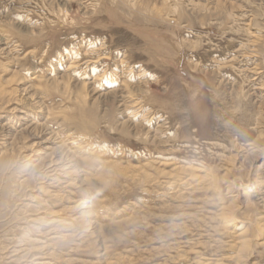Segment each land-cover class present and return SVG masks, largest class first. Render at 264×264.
Returning <instances> with one entry per match:
<instances>
[{
  "label": "rangeland",
  "instance_id": "obj_1",
  "mask_svg": "<svg viewBox=\"0 0 264 264\" xmlns=\"http://www.w3.org/2000/svg\"><path fill=\"white\" fill-rule=\"evenodd\" d=\"M262 30L264 0H0V264H264Z\"/></svg>",
  "mask_w": 264,
  "mask_h": 264
},
{
  "label": "bare ground",
  "instance_id": "obj_2",
  "mask_svg": "<svg viewBox=\"0 0 264 264\" xmlns=\"http://www.w3.org/2000/svg\"><path fill=\"white\" fill-rule=\"evenodd\" d=\"M49 1H50V0H49ZM62 1H63V0H62ZM156 1H157V0H156ZM52 3H53V2H52ZM55 3H56V2H55ZM57 3H58V2H57ZM64 3H65V2H64ZM50 4H51V3H50ZM50 4H49V5H50ZM67 4H68V3H67ZM140 4H141V3H140ZM63 5H64V4H63ZM85 5L87 6V4H85ZM89 5H90V4H89ZM89 5H88V6H89ZM58 6H59V5H58ZM65 6H66V5H65ZM69 6H70V5H69ZM86 6H85V7H86ZM59 7H61V6H59ZM93 7H94V6H93ZM93 7L91 6V8H93ZM94 8H95V7H94ZM94 8H93V9H94ZM59 9H60V8H59ZM88 9L90 10L89 7H88ZM88 9H87V10H88ZM85 10H86V9H85ZM90 11H91V10H90ZM87 12H89V11H87ZM27 14H28V13H27ZM147 24H148V23H147ZM136 27H137V26H136ZM255 27H256L257 29H256ZM254 28H255V29H253V30H255V31L260 30V29H258V26H257V25H256V26L254 25ZM138 29H139V30H137V28H136L137 33H138L140 36L144 37V33H145V31H144L142 28H138ZM140 31H141V32H140ZM262 31H264V30H262ZM40 34H41V33H40ZM43 34H44V33H43ZM43 34H42V35H43ZM260 34H261V33H260ZM42 35H41V37H42ZM81 35H82V34H81ZM78 37H79V36H78ZM78 37H77V38H78ZM89 37H90V36H89ZM45 38H46V37H45ZM87 39H88V38H87ZM145 39H146V38H145ZM78 41H79V40H78ZM84 41H86V40H84ZM87 41H88V40H87ZM76 42H77V41H76ZM82 42H83V41H82ZM90 42H91V41H90ZM146 42H147V39H146ZM78 43H79V42H78ZM140 43H142V42H140ZM73 44H74V43H73ZM73 44H72V45H73ZM91 44H92V43H91ZM144 44H145V43H144ZM84 45H85V44H84ZM90 46H93V45H90ZM81 47L83 48L82 45H81ZM111 47H112V46H111ZM73 48H74V46H73ZM75 48H76V47H75ZM78 48H79V47H78ZM95 48H96V47H95ZM107 48H108V47H107ZM91 49H92V48H91ZM93 49H94V48H93ZM93 49H92V50H93ZM110 49H111V48H110ZM72 50H73V49H72ZM102 50H103V48H102ZM102 50H101V53L104 52V51H102ZM77 51H78V49H77ZM90 51H91V50H90ZM106 51H107V50H106ZM66 52H67V51H66ZM84 52H85V51H84ZM86 52H87V51H86ZM98 52H99V51H98ZM73 53H74V51H73ZM59 54H60V52H59ZM66 54H67V53H66ZM88 54H89V53H88ZM98 54H99V53H98ZM102 54H103V53H102ZM102 54H101V55H102ZM129 54H130V53H129ZM253 54H254V53H253ZM78 55H79V53H78ZM90 55H91V54H90ZM93 55H94V54H93ZM93 55H92V56H93ZM109 55H110V54H109ZM59 56H60V55H58V57H59ZM72 56H73V55H72ZM74 56H75V55H74ZM83 56H84V55H83ZM87 56H88V55H87ZM103 56H104V55H103ZM107 56H108V55H107ZM107 56H106V58H108ZM35 57H36V56H35ZM54 57H55V56H54ZM63 57H64V54H63ZM67 57H68V55H67ZM94 57H96V55H94ZM94 57H93V58H94ZM117 57H118V56H117ZM83 58H84V57H83ZM128 58H130V57H128ZM141 58H142V57H141ZM56 59H57V58H56ZM59 59H60V61H61V58H59ZM59 59H58V60H59ZM71 59H72V58H71ZM91 59H92V58H91ZM109 59H110V58H109ZM111 59H112V58H111ZM114 59H115V58H114ZM58 60H57V61H58ZM79 60H80V58H79L78 60H76V62H79ZM118 60H120V59H118ZM68 61H70V60H68ZM71 61H72V60H71ZM89 61H90V58H89ZM92 61H94V60H92ZM96 61H97V60H96ZM98 61H99V60H98ZM103 61H104V60H103ZM61 62H62V61H61ZM101 62H102V61H100V63H101ZM114 62H115V61H114ZM83 63L85 64V60H84ZM83 63H81V64L83 65ZM98 63H99V62H98ZM90 64H91V62H90ZM103 64H104V63H103ZM111 64H112V63H111ZM114 64H115V63H114ZM73 65H74V64H73ZM75 65H77V64H75ZM78 65H79V64H78ZM82 65H81V66H82ZM85 65H86V64H85ZM106 65H107V64H106ZM71 66H72V64H71ZM116 66H118V63H117ZM121 66H122V65H121ZM121 66H120V67H121ZM77 67H78V66H77ZM79 67H80V66H79ZM83 67H84V66H83ZM83 67H82V68H83ZM99 67H100V66H99ZM105 67H106V66H105ZM244 67H245V66H244ZM244 67H243V68H244ZM116 68H118V67H116ZM116 68H114V69H116ZM142 68H143V66H142ZM69 69H70V68H69ZM74 69H76V68H74ZM78 69H79V68H78ZM90 69H91V68H90ZM107 69H108V68H107ZM118 69H119V68H118ZM145 69H146V68H145ZM82 70H83V69H82ZM98 70H99V68H98ZM98 70H97V71H98ZM108 70H109V69H108ZM112 70H113V69H112ZM93 71H94V70H93ZM103 71H104V70H103ZM105 71H106V70H105ZM133 71H134V70H133ZM144 71H147V70H144ZM95 72H96V71H95ZM101 72H102V71H101ZM81 73L84 74V71L81 72ZM89 73H90V72H89ZM91 73H92V72H91ZM109 73H110V72H109ZM109 73H108V74H109ZM121 73H122V72H121ZM133 73H134V72H133ZM133 73H131V74H133ZM74 74H76V73H74ZM86 74L88 75V73H86ZM101 74H102V73H101ZM101 74H100V75H101ZM108 74H107V75H108ZM142 74H143V73H142ZM147 74H148V73H147ZM77 75H79V73H78ZM89 75H90V74H89ZM93 75H94V74H93ZM119 75H120V74H119ZM133 75H134V74H133ZM64 76H65V75H64ZM66 76H67V75H66ZM108 76H109V75H108ZM111 76L113 77L114 75H111ZM128 76H129V75H128ZM130 76H132V75H130ZM136 76H137V73H136ZM136 76H135V77H136ZM149 76H150V75H149ZM76 77H77V76H76ZM112 77H111L110 80L113 79ZM126 77H127V76H126ZM132 77H133V76H132ZM132 77H131V78H132ZM79 78H80V77H79ZM81 78H82V77H81ZM81 78H80V79H81ZM92 78H93V77H92ZM99 78H100V76H99ZM102 78H104V76H103ZM102 78H101V79H102ZM114 78H115V76H114ZM145 78H146V77H145ZM77 79H78V78H77ZM117 79H118V78H117ZM134 79H136V78H134ZM41 80H42V79H41ZM91 80H93V79H91ZM72 81H73V80H72ZM79 81H80V80H79ZM84 81H85V80H84ZM102 81H103V79H102ZM106 81H107V78H106ZM108 81H109V80H108ZM108 81H107V83H108ZM135 81H136V80H135ZM69 82H70V81H69ZM89 82H90V81H89ZM92 82H93V81H92ZM112 82H113V81H112ZM112 82H111V83H112ZM114 82H115V81H114ZM114 82H113V83H114ZM257 82H258V81H257ZM66 83H67V82H66ZM90 83H91V82H90ZM90 83H88V85H91V86H92V83H91V84H90ZM95 83H97V82L95 81ZM73 84H74V83H73ZM93 84H94V83H93ZM109 84H110V83H109ZM114 84H115V83H114ZM82 85H84V83H83ZM94 85H95V84H94ZM99 85H101V84H99ZM99 85H98V87H99ZM103 85H106V84H103ZM115 85H116V84H115ZM142 85H143V84H142ZM130 86H131V85H130ZM134 87H135V86H134ZM141 87H143V86H141ZM148 87H149V86H148ZM106 88H107V87H106ZM87 89H88V88H87ZM260 89H262V90L264 91V86H262ZM132 90H133V89H132ZM26 91H27V90H26ZM30 91H31V90H30ZM117 91H118V90H117ZM132 92H133V91H132ZM78 93H79V92H78ZM116 93H117V92H116ZM89 94H90V93H89ZM96 94H97V93H96ZM112 94H113V93H112ZM129 94H130V93H129ZM138 94H139V93H138ZM85 96H86V95H85ZM113 96H114V95H113ZM115 96H116V95H115ZM115 96H114V97H115ZM117 96H118V94H117ZM117 96H116V97H117ZM103 97H104V96H103ZM129 97H130V96H129ZM119 98H120V97L118 96V99H119ZM121 98H122V97H121ZM120 100H121V99H120ZM120 100H119V101H120ZM121 101H123V100H121ZM137 102H138V101H137ZM9 103H10V101H9ZM120 103H121V102H120ZM132 103H133V101H132ZM133 105H134V103H133ZM137 105H138V104H137ZM13 106H14V105H13ZM141 107H142V106H141ZM13 108H14V107H13ZM18 110H19V109H18ZM12 111H13V110H12ZM13 112H14V111H13ZM15 112H16V110H15ZM15 112H14V113H15ZM17 112H18V111H17ZM134 113H135V112H134ZM52 115H54V114H52ZM33 116H34V115H33ZM54 117H55V116H54ZM7 119H8V118H7ZM27 119H28V118H27ZM150 119H151V118H150ZM133 120H134V119H133ZM146 123H147V122H146ZM4 127H5V126H4ZM147 127H148V126H147ZM5 128H6V127H5ZM133 128H134V127H133ZM14 130H15V129H14ZM18 130H19V129H18ZM4 132H5V131H4ZM43 140H44V139H43ZM50 140H51V139H50ZM50 140H47V141H50ZM72 140H74V139H72ZM44 141H45V140H44ZM45 142H46V141H45ZM46 143H48V142H46ZM43 144H44V142H43ZM53 144H54V143H53ZM51 145H52V144H51ZM51 145H50V146H51ZM45 146H46V145H45ZM43 147H44V145H43ZM45 148H46V147H44V149H45ZM47 149H50V148H47ZM62 149H63V148H62ZM60 152H61V151H60ZM35 153H36V151H35ZM73 153H74V152H73ZM60 154H61V153H60ZM16 155H17V154H16ZM63 156H64V155H63ZM63 156H62V157H63ZM60 157H61V155H60ZM56 158H57V157H56ZM66 158H67V157H65V159H66ZM61 159H62V158H61ZM65 161H66V160H65ZM67 162H68V161H67ZM54 163H55V161H54ZM62 163H63V162H62ZM13 164H14V163H13ZM52 164H53V161L50 163V165H52ZM63 164H64V163H63ZM65 164H67V163H65ZM46 165H47V164H46ZM46 165H45V166H46ZM52 166L55 167V169H54L53 171H57V172H58V171H61L60 169L62 168V166H60V165H57V166L52 165ZM59 168H60V169H59ZM62 169L64 170V168H62ZM139 169H140V168H139ZM186 170H187V168H186ZM201 170H202V169H201ZM51 171H52V170H51ZM177 171H178V170H177ZM190 171H191V170H190ZM178 172H180V171H178ZM187 172H188V171H186V173L183 172L182 174H184L185 176H188V175H189V177H190V173H187ZM193 172H194V171H193ZM50 173H51V172H50ZM175 173H176V172H175ZM198 173H199V172H198ZM160 174H161V173H160ZM59 175H60V174H59ZM60 176H61V175H60ZM62 176H63V175H62ZM181 176H182V175H181ZM191 176H192V175H191ZM51 177H52V176H51ZM176 177H177V176H176ZM182 177H183V176H182ZM193 177H194V179H195V176H193ZM31 178H32V177H31ZM46 178H48V177H46ZM177 178H178V177H177ZM177 178H176V179H177ZM179 178H180V177H179ZM185 178H186V177H185ZM186 179H187V178H186ZM186 179H184V181H185ZM188 179H189V178H188ZM194 179H193V181H194ZM67 180H68V179H67ZM174 180H175V179H174ZM195 180H196V179H195ZM199 180H201V179L199 178ZM204 180H205V179H204ZM184 181L182 180V184H186V183H187V181H186L185 183H184ZM196 181H197V180H196ZM201 181H202V180H201ZM209 181H210V180H209ZM209 181H208V182H209ZM54 182H55V181H54ZM174 182H176V181H174ZM204 182H205V181H204ZM38 183H39V182H38ZM177 183H179V182H177ZM189 183H190V182H189ZM191 183H192V182H191ZM194 183H195V182H194ZM197 184H198V183H197ZM200 184H201V183H200ZM205 184H207V183H205ZM49 185H50V184H49ZM75 186H76V185H75ZM175 186H176V185H175ZM190 186H191V185H190ZM208 186H210V185H208ZM55 188H56V186H55ZM177 188H178V187H177ZM191 189H192V188H191ZM188 190H189V189H188ZM196 190H197V189H196ZM197 191H198V190H197ZM191 192H192V191H191ZM38 195H39V194H38ZM21 199H22V198H21ZM34 203H35V202H34ZM40 209H41V208H40ZM29 210H30V209H29ZM29 210H28V211H29ZM231 210H232V209H231ZM223 211H224V210H223ZM223 211H222L221 214L224 216V215H226V214H225ZM39 215H40V214H39ZM219 216L221 217V215H219ZM226 217H227V216H226ZM33 218H34V217H33ZM42 218H43V217H42ZM222 218H223V217H222ZM261 220L264 221V218L261 219ZM26 222H27V221H26ZM233 222H234V219H231V218L228 217V218H224V222H223V223H224L225 225L232 226V225H233ZM260 222H261V221H260ZM43 223H44V222H43ZM39 224H40V223H39ZM50 224H51V223H50ZM57 224H58V223H57ZM262 224H263V223H261V226H262ZM235 225H236V223H235ZM68 228H69V227H68ZM68 228H67V229H68ZM238 228H239V227H238ZM258 228H259V227H258ZM261 228H262V227H261ZM58 229H59V228H58ZM235 229H236V228H235ZM263 230H264V229H263ZM33 231H34V230H33ZM50 232H51V231H50ZM50 232H49V233H50ZM242 232H243V231H242ZM260 233H262V230H261V229H260ZM75 234H78V233H75ZM234 234H235V233H234ZM78 236H79V235H78ZM64 238H65V237H64ZM8 239H9V238H8ZM29 239H31V238H29ZM29 239H28L27 241H30ZM32 239H33V238H32ZM49 239H50V238H49ZM263 239H264V238H263ZM247 240H248V239H247ZM27 241H26V242H27ZM236 241H237V240H236ZM241 241H242V240H241ZM249 241H250V240H249ZM37 242H38V241H37ZM238 242H240V240H239ZM242 242H243V243H241V245H242L244 248H245V246L249 243L248 241H242ZM29 243H30V242H29ZM32 244H34V242H33ZM38 244H39V243H38ZM38 244H37V245H38ZM238 244H239V243H238ZM238 244H237V245H238ZM40 245H41V244H40ZM239 245H240V244H239ZM32 246H33V245H32ZM238 247H239V246H238ZM238 247H237V248H238ZM243 247H241V249H242ZM46 248H47V247H46ZM231 248H232V247H231ZM237 248H233V249H237ZM238 249H239V248H238ZM9 250H10V249H9ZM46 250H47V249H46ZM51 250H52V249H51ZM239 250H240V249H239ZM1 251H2V250H1ZM19 251H22V252H23V251H25V250L23 249V247L20 246V249H16V251L11 252V253H15V254L17 255V252H19ZM31 252H32V251H31ZM44 252H45V251H44ZM48 252H49V251H48ZM48 252H46V254L43 253L44 255H46V256H45V257H46L45 259H47V257H49V256L51 255V253H48ZM24 253H25V252H24ZM29 253H30V252H29ZM32 253H33V252H32ZM18 254H19V253H18ZM26 254H28V253H26ZM20 255H21V254H20ZM24 255H25V254H24ZM40 255H41V254H40ZM0 256H1V255H0ZM29 256H30V254H29ZM32 256H33V255H32ZM35 256H36V255H35ZM41 256H42V255H41ZM12 257H13V256H12ZM43 257H44V256H43ZM234 257H235V256H234ZM41 258H42V257H41ZM14 260H15V259H14ZM211 260H212V259H211ZM202 261H203V260H202ZM212 261H213V260H212ZM50 262H52V261H50ZM207 262H208V261H207ZM207 262H206V264H213V263H207ZM209 262H210V261H209ZM23 263H24V262H23ZM55 263H56V262H55ZM199 263H200V262H197L196 264H199ZM38 264H39V263H38ZM41 264H42V263H41ZM48 264H49V263H48ZM220 264H221V263H220ZM233 264H234V263H233Z\"/></svg>",
  "mask_w": 264,
  "mask_h": 264
}]
</instances>
